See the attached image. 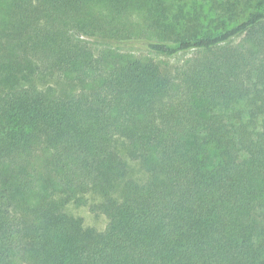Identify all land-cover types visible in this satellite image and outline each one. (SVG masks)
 I'll return each instance as SVG.
<instances>
[{"label":"trees","instance_id":"1","mask_svg":"<svg viewBox=\"0 0 264 264\" xmlns=\"http://www.w3.org/2000/svg\"><path fill=\"white\" fill-rule=\"evenodd\" d=\"M0 264H264V0H0Z\"/></svg>","mask_w":264,"mask_h":264},{"label":"rangeland","instance_id":"2","mask_svg":"<svg viewBox=\"0 0 264 264\" xmlns=\"http://www.w3.org/2000/svg\"><path fill=\"white\" fill-rule=\"evenodd\" d=\"M83 39V38H82ZM86 39V38H85ZM238 38L234 39V43L237 41ZM88 41L91 43V46L94 48V50H98L102 44L98 42H92V40L88 39ZM233 42L231 44H233ZM194 53V51H187L180 53L178 55H175L171 58V66H175L179 64L184 58L191 56ZM172 69V68H171ZM32 80L38 85L43 86L46 85V83H54V80H50L46 78L45 76H35L32 78ZM119 153L122 155V158L125 163H127V169L129 172H127V176L124 180H122L119 184H122L127 177H143L144 173H142V169L138 170V167L136 165V162L134 160L129 159L130 157L127 155L126 148L124 145L119 144ZM129 157V158H127ZM123 186L119 185L115 195L117 193L122 192ZM99 199L98 195L94 192V190H88L86 191L77 202H72L66 206V209L73 215L79 216L82 218L83 223L86 227L93 228L96 230H101L107 221V216L103 210L95 209V211H92V206L96 205L97 200Z\"/></svg>","mask_w":264,"mask_h":264}]
</instances>
